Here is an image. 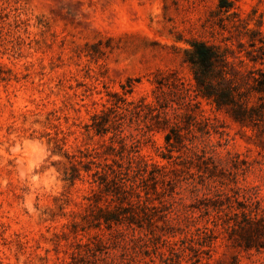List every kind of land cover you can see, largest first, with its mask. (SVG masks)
Returning a JSON list of instances; mask_svg holds the SVG:
<instances>
[{
  "label": "rangeland",
  "instance_id": "obj_1",
  "mask_svg": "<svg viewBox=\"0 0 264 264\" xmlns=\"http://www.w3.org/2000/svg\"><path fill=\"white\" fill-rule=\"evenodd\" d=\"M247 28L264 32V0H229ZM218 0H0V264H64L75 239L61 236L64 224L78 221L86 183L62 181L64 154L100 150L102 139L86 132L90 115L106 92L128 100H152L155 74L176 71L188 82L182 61L189 43L200 40L233 50L247 49L241 26L219 28L228 13ZM231 17V16H230ZM233 17V16H232ZM238 55V54H237ZM237 62V59H230ZM213 134L212 155L225 161L238 154L249 163L238 186L252 188L264 208V135L241 128L222 111L201 101ZM219 141V144H217ZM163 138L154 132L139 153L161 164ZM184 203L194 196L181 191ZM202 192L198 193V197ZM58 197L60 201H54ZM61 206L59 207V205ZM211 264H264V247H239L219 228ZM58 235V236H56Z\"/></svg>",
  "mask_w": 264,
  "mask_h": 264
},
{
  "label": "trees",
  "instance_id": "obj_2",
  "mask_svg": "<svg viewBox=\"0 0 264 264\" xmlns=\"http://www.w3.org/2000/svg\"><path fill=\"white\" fill-rule=\"evenodd\" d=\"M232 9L229 0H218L217 10L233 19L229 28L222 17L217 24L229 33L226 40L241 26L237 36L247 49L191 41L182 61L190 81L176 71L156 72L151 101L128 100L131 86H121L122 94L106 92L84 125L102 139V149L64 154L62 181L88 185L74 214L79 220L61 231L87 237L74 240L64 264H211L219 228L227 239L237 241V235L245 250L264 247V208L252 188L237 185L249 163L238 154L215 161L211 137L222 132L200 107L205 101L241 128L264 135V32L247 28ZM154 132L162 134L166 165L139 153ZM182 190L194 196L191 203H184Z\"/></svg>",
  "mask_w": 264,
  "mask_h": 264
}]
</instances>
